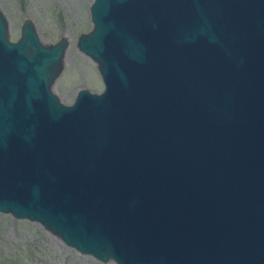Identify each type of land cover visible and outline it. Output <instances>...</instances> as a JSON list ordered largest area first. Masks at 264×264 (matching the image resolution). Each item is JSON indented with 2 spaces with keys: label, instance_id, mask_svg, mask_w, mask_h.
<instances>
[{
  "label": "water",
  "instance_id": "95a60500",
  "mask_svg": "<svg viewBox=\"0 0 264 264\" xmlns=\"http://www.w3.org/2000/svg\"><path fill=\"white\" fill-rule=\"evenodd\" d=\"M103 88L0 11V212L116 264H264V0H91Z\"/></svg>",
  "mask_w": 264,
  "mask_h": 264
},
{
  "label": "rangeland",
  "instance_id": "374dc122",
  "mask_svg": "<svg viewBox=\"0 0 264 264\" xmlns=\"http://www.w3.org/2000/svg\"><path fill=\"white\" fill-rule=\"evenodd\" d=\"M91 0H0L7 35L15 40L24 18L32 21L39 40L55 42L66 38L62 67L50 89L65 104L72 102L76 90L98 92L103 85L95 62L75 44L80 32L91 28L88 6ZM0 264H116L100 261L66 245L39 222L0 212Z\"/></svg>",
  "mask_w": 264,
  "mask_h": 264
}]
</instances>
